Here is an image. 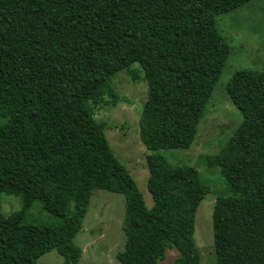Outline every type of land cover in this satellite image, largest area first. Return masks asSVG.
<instances>
[{
	"label": "trees",
	"instance_id": "trees-1",
	"mask_svg": "<svg viewBox=\"0 0 264 264\" xmlns=\"http://www.w3.org/2000/svg\"><path fill=\"white\" fill-rule=\"evenodd\" d=\"M248 1L0 0V194L21 199L7 215L0 201V264H37L51 249L78 264L74 239L96 188L125 196L121 264L199 263L207 187L197 170L147 153V207L93 107L105 94L115 103L110 77L139 63L146 150L190 147L231 50L216 18ZM207 165L231 187L212 209L217 264H264V110L243 115ZM35 201L60 220L24 222Z\"/></svg>",
	"mask_w": 264,
	"mask_h": 264
},
{
	"label": "rangeland",
	"instance_id": "rangeland-1",
	"mask_svg": "<svg viewBox=\"0 0 264 264\" xmlns=\"http://www.w3.org/2000/svg\"><path fill=\"white\" fill-rule=\"evenodd\" d=\"M216 27L231 50L190 147L146 150L139 137L138 117L148 88L139 63H131L110 77L115 103L113 96L105 94L103 100L93 107L94 118L106 123L104 133L110 150L129 171L147 207L152 205L146 187L147 153L160 154L171 164H185L197 170L201 183L207 187L197 207L194 222L193 237L200 253L198 264H217L212 209L216 197L228 195L231 191L219 168L208 167L207 156L217 152L227 141L243 115L260 114L264 110V0H249L240 7L219 14ZM231 80L234 83H230ZM4 120L0 117V125ZM0 201L1 211L5 215L21 208V199L16 195L1 193ZM72 211L73 204L70 203L69 212ZM124 215V194L93 189L81 229L74 239L82 250L78 264H121L116 254L124 245ZM59 220L46 211L39 201L32 204L24 217L27 223L51 224ZM36 263L63 264V258L56 249H51L41 254Z\"/></svg>",
	"mask_w": 264,
	"mask_h": 264
}]
</instances>
